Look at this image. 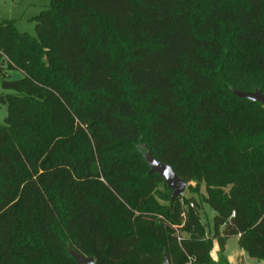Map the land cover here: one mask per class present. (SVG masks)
Wrapping results in <instances>:
<instances>
[{
  "label": "trees",
  "instance_id": "trees-1",
  "mask_svg": "<svg viewBox=\"0 0 264 264\" xmlns=\"http://www.w3.org/2000/svg\"><path fill=\"white\" fill-rule=\"evenodd\" d=\"M33 20L0 23L23 72L0 67V264H77L69 245L95 264H227L214 239L233 236L264 260V105L233 91L264 92V0H51ZM143 141L206 185L211 235L200 200L158 189Z\"/></svg>",
  "mask_w": 264,
  "mask_h": 264
},
{
  "label": "rangeland",
  "instance_id": "rangeland-1",
  "mask_svg": "<svg viewBox=\"0 0 264 264\" xmlns=\"http://www.w3.org/2000/svg\"><path fill=\"white\" fill-rule=\"evenodd\" d=\"M51 0H0V23L5 19H15L16 27L20 32L28 33L29 35H35V25L36 22L33 17L38 15L42 10L47 8ZM228 36V35H227ZM228 39L224 40L223 44L228 43ZM0 55L4 60L0 59V67L2 78L6 79H18L23 76V72L17 68V66L9 60V58L0 50ZM8 62V63H7ZM11 63V64H9ZM11 65V66H9ZM8 92L3 90L0 84V95H6ZM7 105L0 104V123H3L5 117L7 116ZM142 120H146L147 116L144 114L141 116ZM15 138L12 137L11 141L14 142ZM29 141V138L27 139ZM138 150L142 154L149 152L147 143L145 141L138 144ZM158 189L162 190L164 193L172 195V191H168L163 184L158 186ZM203 194H207V188L204 183L199 184L196 181L188 183V186L184 192V199L195 197L201 202L200 216L201 221L205 223L206 229L209 231L210 235L213 230V218L216 215L215 210L206 202L202 201ZM185 201V200H184ZM161 204H167V201L160 200ZM186 202V201H185ZM207 232V231H206ZM68 237V241H69ZM69 245V242H68ZM240 253V247L236 242L235 237L228 241L227 256L233 258V264H241L236 260V256ZM244 254H246L244 252ZM248 258V255L246 256ZM248 262V261H247ZM249 264H264V260L255 259Z\"/></svg>",
  "mask_w": 264,
  "mask_h": 264
},
{
  "label": "water",
  "instance_id": "water-1",
  "mask_svg": "<svg viewBox=\"0 0 264 264\" xmlns=\"http://www.w3.org/2000/svg\"><path fill=\"white\" fill-rule=\"evenodd\" d=\"M233 91L238 97L247 98L252 102H259L264 105V92L262 90L250 92L234 89ZM144 157L147 164L150 166L149 172L161 175L168 187L172 190V200L178 196L184 195L188 183L176 174L173 166L157 160L150 152L145 153ZM68 250L77 264H95V258L93 256H86L83 253L74 250L70 245ZM163 264H172L167 255H165Z\"/></svg>",
  "mask_w": 264,
  "mask_h": 264
},
{
  "label": "crops",
  "instance_id": "crops-1",
  "mask_svg": "<svg viewBox=\"0 0 264 264\" xmlns=\"http://www.w3.org/2000/svg\"><path fill=\"white\" fill-rule=\"evenodd\" d=\"M234 237H235V239H236V242L238 243V241H239V236H233V237H230V238L226 241V243H225V248H224V250H221V249H220L217 240L214 239V250H213V252H212V256H213L214 259H216V260L223 259V260L226 261L227 264H233V263H232L233 258L231 259V258H229V257L227 256V249H228V241H229L231 238H234ZM238 245H239V243H238ZM239 247H240V246H239ZM244 252L248 255V253H247L244 249H242V248L240 247V253L236 256V260L238 261V263L240 262L241 264H249L251 261H253V260L256 259V258H252V257H250L249 255H248V258L245 257L246 254H244ZM247 261H248V262H247Z\"/></svg>",
  "mask_w": 264,
  "mask_h": 264
},
{
  "label": "built area",
  "instance_id": "built-area-1",
  "mask_svg": "<svg viewBox=\"0 0 264 264\" xmlns=\"http://www.w3.org/2000/svg\"><path fill=\"white\" fill-rule=\"evenodd\" d=\"M190 206L193 207L194 203H190ZM235 215V212H233V215ZM182 218H183V223L180 225H173L174 228V235L177 238V241L182 244V241L184 240L186 233L182 231V227L185 224V219H186V211L184 210L182 212ZM187 254V253H186ZM196 258L193 255L187 254V262L185 264H194L195 263Z\"/></svg>",
  "mask_w": 264,
  "mask_h": 264
}]
</instances>
